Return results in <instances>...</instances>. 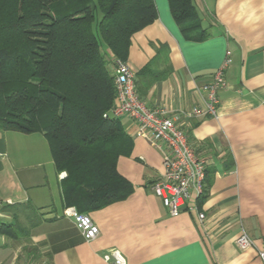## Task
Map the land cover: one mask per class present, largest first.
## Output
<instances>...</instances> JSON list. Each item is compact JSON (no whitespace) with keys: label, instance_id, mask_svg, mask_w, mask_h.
Returning a JSON list of instances; mask_svg holds the SVG:
<instances>
[{"label":"crops","instance_id":"1","mask_svg":"<svg viewBox=\"0 0 264 264\" xmlns=\"http://www.w3.org/2000/svg\"><path fill=\"white\" fill-rule=\"evenodd\" d=\"M155 2L158 19L133 37L128 63L149 108L183 115L179 124L207 161L204 193L171 216L152 190L163 175L160 152L129 117L118 118L134 140L117 165L132 193L89 214L100 234L88 242L63 214V180L47 138L0 128V264H107L112 248L128 264H263L264 0H195L203 40L184 32L169 0ZM227 52L233 62L217 117L186 116L207 109L203 87ZM244 232L255 248L237 247Z\"/></svg>","mask_w":264,"mask_h":264},{"label":"trees","instance_id":"2","mask_svg":"<svg viewBox=\"0 0 264 264\" xmlns=\"http://www.w3.org/2000/svg\"><path fill=\"white\" fill-rule=\"evenodd\" d=\"M169 5L190 38L207 37L195 0ZM158 16L155 0H0V128L47 138L66 208L90 214L132 193L117 165L134 140L111 113L108 57L128 61Z\"/></svg>","mask_w":264,"mask_h":264},{"label":"built area","instance_id":"3","mask_svg":"<svg viewBox=\"0 0 264 264\" xmlns=\"http://www.w3.org/2000/svg\"><path fill=\"white\" fill-rule=\"evenodd\" d=\"M108 61L117 89L116 103L111 113L117 119L129 117L136 126V134L160 152L163 175L153 184L152 190L170 215L177 217L194 195L204 193L207 161L197 155L190 145L187 132L179 124L183 115L172 114L164 107L149 108L138 93L136 72L128 61L114 56L108 57ZM232 62L231 53L227 52L226 59L214 73L211 82L203 87L208 98L207 109L196 107L186 116L198 119L217 117L219 92L227 88L226 71ZM66 177V172L59 174L60 180ZM63 214L74 220L86 241H93L99 236L100 229L89 214L79 213L74 207L65 208ZM199 218L204 220V214L200 213ZM236 245L241 250L255 248L254 241L245 232ZM258 255L264 264V247L258 250ZM103 259L107 264H128L125 255L117 248L107 250Z\"/></svg>","mask_w":264,"mask_h":264}]
</instances>
